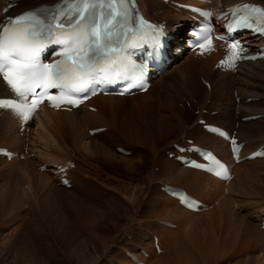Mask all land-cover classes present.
<instances>
[{"label":"bare ground","instance_id":"obj_1","mask_svg":"<svg viewBox=\"0 0 264 264\" xmlns=\"http://www.w3.org/2000/svg\"><path fill=\"white\" fill-rule=\"evenodd\" d=\"M54 1L56 0H20L15 7L8 9L6 13L2 14V9L11 1L0 0V18L5 15H14L24 9L32 8L40 4H49ZM240 1L246 0H214V5L224 6ZM252 1L264 4V0ZM137 2L139 4V9L149 18L165 20L166 26L173 36V43L182 39L190 23L189 17L186 15L187 12L181 11L170 15L171 10L174 9L173 6L161 0H137ZM245 37H247L248 46H255L257 41L256 38H249L248 35ZM222 49L223 45L218 44L215 47V55L222 54ZM178 59L179 57L172 56V61L169 65L170 69L160 77L152 80L150 87L145 93L123 97L102 94L95 96L91 101L93 103H90V105L93 104L94 106L93 112L88 110V106L80 107L70 112L61 110L55 111L46 107L40 108L35 116V124L39 128L38 130L41 131L42 139L44 142L46 141V143L43 142L45 150L50 147L51 150H49L52 151L51 153H47V151L43 152L46 153L43 163L50 165L54 164L55 167L51 169V171H55L58 164L64 166L66 158H57L51 155L53 158H56L54 160H57L54 161L48 159V156L54 154V152H61V155H66L64 152H67L66 150L70 145H75L79 146V151L82 152L84 158L92 160L91 162L94 161L107 166L117 164L118 167L129 169L131 172H140L144 164V157L141 152L139 153L137 151L134 157H126L117 150H115V152L110 148L111 142L118 141V135L113 134L112 130H110V126L113 125L109 126L107 124L109 119L107 116H109L116 107H125L130 111H137L136 117L133 112L130 114L126 113L127 117L125 116V120L127 121V125L124 130L132 143H137L141 147H148L149 153H152L149 164L153 165L157 164L158 160L161 158L157 150L168 146L169 143H176L175 140L179 137L186 138L187 136L194 140L193 144L211 149L222 159L227 160L226 155L230 150L228 142L203 129L202 125L194 121L195 118L192 120L186 118L183 113L188 110L187 105L190 109L195 107L199 110L196 117L197 121L206 119V124L210 123L221 126L235 133L239 140L244 142L242 153H247L256 148L259 144L264 143V60L240 63L236 72H232L222 71L218 67H213V65H211L214 59L213 57H208L207 59H194L190 57L177 63ZM179 61H181V59H179ZM194 68L197 72L196 76L193 74ZM13 92L15 91L3 82L0 77V97L10 96ZM247 98H250L249 102L246 100ZM203 110H206L205 113H203ZM17 115L16 112L0 110V142L1 140H5L8 135L11 136L13 135L12 133L18 132L20 128V119ZM121 115L123 116V114ZM254 115L258 117L253 120L246 119ZM90 121L101 123L100 125L94 126V128L103 127L104 131L92 135L88 132L84 133L82 126L88 124ZM66 137L69 138L70 142H67ZM172 137H175L173 139L174 141H171ZM8 138L11 139V142H14L13 139H15L16 143L18 142V140H16V134ZM158 141H162L163 143L161 148L157 145ZM35 145L34 141L30 139L29 147L27 146L29 149H27L28 152L32 153L34 150H37ZM113 145L115 144L113 143ZM117 146L120 147V145L116 144L113 148ZM15 149L17 151L21 150L20 147ZM127 150L131 151V156L133 150L130 148ZM169 152H175V150L173 149ZM38 153L40 154V151H38ZM256 160L257 159H255V161ZM91 162H89L90 165ZM27 165H29V163ZM30 171H32V169L28 168V173L26 174L27 178L30 176ZM68 174L71 178L72 187H74L75 190H69L63 186L57 185L56 180L55 182L50 181L51 179L48 174L49 177L44 176L45 174L43 176L39 174V177H43L44 179L43 181L39 180L41 182V187L40 192L35 197L37 203L35 204L31 200H28V202H31V206L28 209L29 212H27L29 214H36L37 210H39L40 214L46 217V224L53 234V238H57L62 247L69 253L71 252L79 256L77 251L79 246L74 248L73 246L74 244H78L83 236H87V238L91 240V247L95 253H98V249L106 250L108 246L107 240L114 238V236H103L102 230H104L105 227L114 229L116 232L119 230V227L127 226L133 215L130 212L138 203L143 204L145 207L144 211L150 215L161 214V212H164L166 209H164V206L160 205L158 199L170 203L171 208L168 209L167 215L172 218V222L176 223L178 226L182 224V230L187 225L185 233H181L183 234L182 237H176V242H174L175 244L171 252L166 251L162 257V264H216L217 261L219 262L221 259L230 258L231 252H234L229 251L230 242L228 240L230 236L228 234L227 237H225L223 246H219L218 242L214 241V235L210 237L212 233L207 231L206 228H203L204 225L201 224L202 222L200 223V221L197 222L201 226L199 234H195V236L188 235L187 231L193 229L197 224L191 218L195 215V212L189 211L179 205L174 197L166 194L164 191H162L161 195L156 194L155 197H150L149 193H145L146 190H148L147 188H150V183L158 179L155 177L158 175L162 176V181L164 183L162 184H168L170 187H181L180 184L186 183L185 185L191 188V182H186L190 175L194 177V179H192L194 185L200 182L198 181L199 177H205L206 180L208 179L216 184L217 187H220L224 182L219 179L201 171L187 168L175 159H167L163 162L161 167L159 166L158 172L155 173L154 171H150L147 176L144 175L145 177L143 179L149 182L145 187V191H141L140 189L141 193L138 194L137 190H135L129 193V196L126 195L121 199L117 195H111L110 198H105L104 206L102 205L99 207L93 203V200H95L94 197H91V195L85 197L86 189L84 190V187L87 188L88 181H85L86 186H83L84 181L82 184V179L77 180L75 177L76 175L73 174V170H69ZM208 187H210L209 183ZM182 188L184 187L182 186ZM92 189L94 190L93 187ZM186 190L189 194H192L188 189ZM5 191L6 190L0 191V213H5L3 218L0 217V237L3 236L6 238V236H8L9 240H5L1 245L0 264H46L44 257V255L46 256L45 253L51 256L54 251L49 229L39 222V219H30L31 217H25L17 213L18 209L16 210V207L19 205V202L26 199H24V195H21L23 194V189L20 185L15 188L11 195L9 194L11 197L10 202L8 201L9 196ZM84 193L85 195H83ZM88 193L90 192H87V194ZM60 201H62L63 208L66 209L64 213L65 216L57 209L58 202ZM150 209L153 210L151 211ZM253 212L257 213L256 211H252V213ZM222 213H220V215H222ZM252 213L241 215L238 211L235 212L233 209H230L227 219L221 217L222 220L219 221L220 224L218 223L220 228L222 223V229H227L228 226H237L241 229L242 236H249V240L255 241L256 243L251 247L253 252L248 255H242L236 264H264V229L261 228V221L257 223V217L251 220L247 218L249 215H252ZM259 216L260 214H258V217ZM187 220L189 223H187ZM213 220L208 222L211 229L216 223ZM14 223H18V225L9 231L8 234H5V236L2 235L3 231ZM165 228L172 232V228ZM240 239L239 237L235 240L238 241ZM158 245H161V241L160 243L158 241ZM218 246V250L222 252L219 251V254H215L214 248ZM150 248L152 251V247ZM159 250V253L162 254V250L160 248ZM79 253L81 256L84 254H82V252ZM134 253L128 251L130 256L128 257L126 254L127 259L136 264H146L149 262L146 258L149 257L150 251L147 253L144 249H141L136 252L138 255L136 258L134 257L135 255H133ZM156 253L158 252L156 251ZM238 253L239 255L244 254L243 251ZM238 253L234 254L236 255ZM78 258L79 260L83 259L80 256ZM141 258L142 261H140ZM212 260H214L213 263H211ZM90 261L91 260L85 261V264L90 263ZM199 261L200 263H198Z\"/></svg>","mask_w":264,"mask_h":264},{"label":"rangeland","instance_id":"obj_2","mask_svg":"<svg viewBox=\"0 0 264 264\" xmlns=\"http://www.w3.org/2000/svg\"><path fill=\"white\" fill-rule=\"evenodd\" d=\"M173 14H175V12L171 11L170 15H173ZM190 56H191L190 53L184 52L182 54V57H180L181 61H179L178 59L177 63L182 62L183 59H187ZM196 73H197L196 69L194 68L193 74L195 76H196ZM187 107H188V110L184 111L183 113L184 116L191 120L195 118L194 121L200 124L199 121L196 120L199 110L196 109L195 107H192L190 109L188 105ZM132 112L134 116L137 115V111L135 112L130 111L128 108H125V107H122V108L116 107L113 109L110 115L107 116L109 118L107 124L109 126L113 125V126H110L111 127L110 130H112L113 134L118 135L117 136L118 141H113L115 145H113V143L111 142L110 148L111 150L115 151L117 149L116 147L115 148L113 147L116 146V144H118L120 145V147L124 146L127 149L130 148L131 150H133V154L131 156L130 154H124L126 157H134L137 151L139 153L141 152L142 156L144 157V164L142 165L143 169H140V172L139 171L131 172L129 169L118 167L117 164H112L111 166L110 165L107 166L101 163L99 164L98 162H94V161L91 162L92 160H89V159L87 160L84 158L82 152L79 151V146H75V145H70V147L66 150L67 152L66 153L64 152V154L66 155H63V154L61 155V152H54V154H50V155L48 154L49 155L48 159L50 160L56 159L51 156V155H54L57 158L62 157V158H66V160L70 159L74 162L75 167H73L72 169H73V174L76 175L75 177L77 178V180L82 179L81 180L82 184L84 181L83 186H86L85 181H88L87 188L84 187V190L88 189L87 191L85 190V193H86L85 197L90 196V195L91 197H94L95 200H93V203L95 205H98L99 207H101L102 205L104 206L105 200L110 198L111 195H117L121 199V198H124L126 195L129 196L130 195L129 193L134 192L135 190H137L138 194H140L142 190L145 191V187L149 182L143 178L147 176V174L150 171H154L155 173L158 172L159 166L161 167L165 160L174 159L173 156H170L168 151L173 150L174 148L173 145L175 143H171V144L169 143L168 146L157 150V153L159 152L158 154L159 157H161L160 160H158L157 164L155 165L149 164V159L152 153H149L148 147L147 146L141 147L137 143H132V141L128 139L127 133L124 130V128L127 125L126 123L127 121L125 120L127 117V114H130ZM120 113L123 114V116ZM203 113H205V110H203ZM118 116H120L121 118ZM115 118L117 121L115 120ZM34 120L35 118L33 119V121ZM123 123H124V126H123ZM100 124L101 123L99 122L96 123V121H90L88 124L82 126L83 132L87 133L89 129H92L94 126H97ZM118 124L120 127L118 126ZM38 129L39 128L34 122V124L32 123L31 125L30 133L28 134L27 133L21 134L20 132L12 133L13 135L11 136H14L15 134L17 135V139H16L18 140L17 144L22 146L23 142L27 141V139L29 138V140L27 141V143H25V145L29 147L30 139H31L36 144L35 146L37 150H34V152L30 154H28L25 151V155L19 154L18 156H15L12 160H6L4 157H0V172H1L0 174H2L0 175V191L6 190L5 192L9 196L8 201L10 202L11 193L15 190V188L18 185H20V187L23 189L22 191L23 194L21 195H24V199L25 198L26 199L24 201L19 202V205L16 207V210L18 209L17 213L25 217H29V218L31 217L30 219L37 218L39 219L38 220L39 222H41L45 227H47V229H49L46 224L47 223L45 219L46 217L43 214H40L39 210H37L36 214L28 213L29 212L28 209L31 206V202H28V200H31L35 204L37 203V200L35 197L40 192V187H41L40 181H43L44 179L43 177H39V174L40 175L42 174V176L45 174L44 176H47V177L50 176L49 177L51 179L50 181L55 182L56 180V184L58 185L57 177L51 171V169H53L55 165L43 163L44 156H46V153H43V152L47 151V153L49 152L51 153L52 151H50L51 150L50 147L45 150V147L43 145L44 140L41 137V131H39ZM11 136L8 135L5 140H1L0 145L8 147V148H14L16 146V142H15V139H13L14 142L10 141L11 139H9L8 137H11ZM174 138L175 137H172L171 141ZM187 139H192V138H188V136L186 138L179 137L175 140V142L184 144V143H187L186 142ZM66 140L67 142H70L68 137H66ZM116 142H119V143H116ZM44 143H46V141ZM162 144H163L162 141L157 142V145L160 148L162 147ZM24 148L25 147H23V149ZM38 151H40V154L38 153ZM226 159L231 163V159L228 158V154L226 155ZM54 161H57V160H54ZM256 161L249 160V161H242L238 164H235L233 168L234 170L233 180H231L229 183L222 184L220 187H217L216 184H214L212 181L207 179L209 181L208 182L205 177H199L198 181L200 182L194 185L192 183V179H194V177H192L191 175L186 181V182H191L190 183L191 188L185 185L186 183L180 184L181 187L183 186L185 189H188L192 193L193 196L201 199L206 204V207H205L206 210L195 212V215L191 217L192 220H194V222L196 223L198 221H200V223L202 222L201 224L204 225L203 228H206L207 231H210L212 233L210 234V237L214 235V241L218 242L219 246L220 245L223 246L225 237H227V234L230 236L228 240L230 242L229 251H234V252H231L230 258L221 259L219 260V262L217 261L216 264H236L242 255H248L253 252L251 247L256 244L255 241L249 240L248 238L249 236L247 237H244V235L242 236L241 229H239L237 226H228L227 229H222V223H221V228H220L219 221L222 220V218L227 219L228 211L230 209H233V211L235 212L238 211V213L241 215H244V214L248 215L249 213H252V211L261 212L264 210V158L257 159ZM89 162H91V165ZM28 163L29 165H27ZM41 163L46 165V169L40 168V166L42 165ZM28 168L32 169V171L29 172L30 173L29 178L26 177V174L28 173ZM155 177L158 179L151 182L150 183L151 185L149 184L150 188H147L148 190H146L145 192L146 194L149 193L150 197H155L156 194L158 195L162 194V191L160 189L161 185L164 184L162 181V176L158 175ZM208 183L210 184V187H208ZM92 187L94 188V190L92 189ZM67 189L75 190L74 187H69ZM87 192H90V193L92 192V193L87 194ZM85 193L83 195H85ZM158 200H159L160 205L164 206V209H166L164 212H161V214L158 213L156 215L155 214L150 215L149 213L144 211L145 207L143 206V204L138 203L137 206L134 209H132L130 212L133 215L130 221L128 222L127 226L119 227V230L116 232L114 231V229L105 227V229L102 230V235L105 237L114 236V238H110L109 240H107L108 246L106 250L98 249L97 250L98 253H95L92 250L93 248L91 247V243H90L91 240H89L87 236H83L82 239H80V241L78 242V244H74L73 246V248L76 246L77 247L79 246L77 251H78L79 256L83 258L82 260H79L78 258L79 256H77V254L75 255L65 250L62 247V245L59 243L58 239L53 238V234L51 233L49 229L50 236H51V242L54 247V251L52 252L54 256L53 254L49 256L48 253H45L47 256L46 257L44 255L46 264H60V263L61 264H80L83 261L84 262L82 264H85V261H88V260H91L90 261L91 264H136L127 259L126 252L127 251H130L133 253L135 252L133 255H135L134 257L136 258L138 257L136 252H138L141 249H144L145 252L147 253L150 251L149 257L146 258L148 259L149 262L146 264H162V257L164 256L166 251L171 252L175 244L174 242H176V237L178 238L179 236L182 237L183 234L181 233L183 232L185 233V229L187 225L182 230L181 228L182 224L181 226H178L176 225V223L172 222V218H170L167 215L168 209L171 208L170 203H168L167 201L164 202L162 199H158ZM243 204L245 205V207ZM257 207H258V210H257ZM57 209L61 212V214L64 215L66 209L63 208L62 201L58 202ZM150 210L152 211L153 209H150ZM220 213H222V215H220ZM253 213L252 215H249L247 218H249L250 220L253 219L254 216L256 215L255 212ZM4 216H5L4 212L2 214L0 213V217L3 218ZM211 220L216 222L215 226L212 227V229L210 225L208 224V222ZM164 221L173 223L174 226L176 225V227L172 228V232H170L169 229L165 228V226L162 224V222ZM121 222H122V219H121ZM187 223H189V221ZM17 225L18 223L11 224L5 231H3L2 235L5 236V234H8V232L14 229ZM200 230H201V226L199 225V223H197L193 229H189L187 231V234L188 235L190 234V236L191 235L195 236V234H199ZM153 235L154 236L158 235L157 239L159 243L161 241L162 246L161 245H158V246L162 250V254L156 253V251H154L155 249L152 245ZM239 237L241 238L240 240L238 241L235 240L236 238H239ZM5 240H9V237L8 236H6V238L3 236L0 237V248L3 242H5ZM84 241L85 242L87 241V242L85 243ZM219 246L214 248L215 254H219V251H220L218 250ZM150 247H152V251L150 250L151 249ZM245 250H249V251H245ZM242 251L244 254L239 255L238 252H242ZM79 252H82V254L84 253L83 256H81ZM234 253H238V254L235 255ZM140 261H142V258ZM213 262L214 260L211 261V263ZM198 263H200V261Z\"/></svg>","mask_w":264,"mask_h":264},{"label":"snow or ice","instance_id":"obj_3","mask_svg":"<svg viewBox=\"0 0 264 264\" xmlns=\"http://www.w3.org/2000/svg\"><path fill=\"white\" fill-rule=\"evenodd\" d=\"M95 4L84 3L79 8L80 20L76 27L87 19L85 13L94 9ZM246 11L258 13L264 17V10L243 6ZM53 20L59 21V16H53ZM146 22L140 21L143 26ZM10 27L0 32V72L7 84L18 96L24 97L28 91L34 88L63 87L72 91H82L92 80L95 72L107 71L113 67H119L121 61L113 59V54L121 49L109 47L103 42V32L98 21L85 24L83 29L74 32L64 40L56 39V43H64L69 50L63 56L65 61H72L71 67H62L60 63L42 65L38 62V53L43 47V42L52 40V26L38 19L33 12H26L10 21ZM57 28H63L62 23H56ZM107 25H105V28ZM157 31V30H154ZM87 37L88 39H85ZM208 44L211 41H207ZM75 44L77 47H72ZM201 48L205 44H200ZM230 48L236 49V44ZM103 59L105 65L99 68L98 61ZM51 99V97H50ZM68 103H73L68 100ZM36 101H33L35 107ZM0 106L17 107L11 101L0 100Z\"/></svg>","mask_w":264,"mask_h":264}]
</instances>
